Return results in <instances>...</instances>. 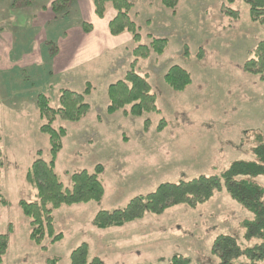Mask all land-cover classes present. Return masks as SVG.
Here are the masks:
<instances>
[{"label":"rangeland","instance_id":"1","mask_svg":"<svg viewBox=\"0 0 264 264\" xmlns=\"http://www.w3.org/2000/svg\"><path fill=\"white\" fill-rule=\"evenodd\" d=\"M130 1L140 44L149 45L152 36L167 38L162 55L152 52L148 58L136 59L133 50L138 43L128 32H109L113 39L108 44L101 32L90 37L72 31L71 39H65L60 27L56 32L66 43L67 60L66 55L51 53L54 45L60 47L59 38L48 23L40 25L38 15L29 9L34 5L20 7L12 5L13 0H0V146L5 163L0 188L8 200L7 206L0 204V234L9 233L10 239L2 264H48L54 257L60 259L57 264H70L72 251L84 242L89 245V262L97 257L102 264H139L182 254L189 264H218L211 248L219 234L234 235L244 246L256 242L244 238L243 223L250 213L225 189L196 207L176 205L122 227L94 226L99 210L124 207L134 196L152 192L164 182L220 175L235 160L256 159L254 147L264 143V80L244 70L253 49L264 39V25L252 21L249 4L245 0H179L173 12L161 0ZM51 2L44 0L39 7L50 8ZM229 7L239 11L237 18L225 13ZM106 8L103 18L109 15V28L117 13L111 4ZM72 17V28L81 20L94 29L92 17L84 20L77 12ZM93 29L83 30L91 34ZM44 36L47 42L42 43ZM101 43L118 47L105 48L94 57ZM35 56L36 65L29 64ZM57 58L62 65L69 66L72 59L80 66L62 74L54 66ZM133 62L136 71L148 77L158 111L141 116L123 111L110 114L108 87L122 79ZM173 65L192 75V83L183 91L165 81ZM87 86L91 87L89 112L80 121H55L56 128L67 130L56 171L70 188L74 172L94 171L102 164L106 193L100 201L55 210L56 231L64 237L56 243L47 238L43 250L31 241L29 220L19 205L21 199H37L25 176L38 150L50 159V141L40 131L43 121L35 99L42 92L57 108L62 88L82 92ZM248 179L264 188V176Z\"/></svg>","mask_w":264,"mask_h":264},{"label":"trees","instance_id":"2","mask_svg":"<svg viewBox=\"0 0 264 264\" xmlns=\"http://www.w3.org/2000/svg\"><path fill=\"white\" fill-rule=\"evenodd\" d=\"M35 0H13L12 5L30 7ZM79 0H52L51 11L55 19H68L74 13V7ZM97 17L103 18L106 7L111 4L116 16L109 23V32L120 35L128 32L138 46L133 50L136 59L148 58L152 52L162 55L168 47L167 38L152 36L149 45L140 44L141 34L136 22L131 17L133 3L130 0H91ZM163 5L173 12L176 11L179 0H161ZM233 1V0H230ZM250 7L252 21L264 25V0H245ZM225 13L237 18L239 11L226 8ZM86 32L93 29L92 24L82 22ZM54 55L58 46L50 48ZM251 58L244 64V70L259 76L264 80V39L255 49ZM132 68L122 79L108 87L110 114L123 111L125 115L141 116L146 112H157L156 95L146 75H142ZM165 81L176 91L185 90L192 83L191 73L180 65H173L165 74ZM91 90L78 92L70 88L60 90V106L53 107L50 98L44 93H38L35 99L39 117L43 121L40 131L49 137L50 159L42 157L38 150V157L32 162L26 172L27 182L36 191L37 199L28 201L21 199L19 205L29 220L31 227L30 239L37 246L46 250L44 241L48 238L52 243L63 239L62 232L57 233L55 210L62 206H72L91 201H100L106 193L101 179L104 171L102 164L96 165L94 171L82 169L71 175L72 185L65 187L56 171V160L61 152L67 135L63 126L55 127L58 119L65 121H80L90 110L87 95ZM254 160H235L220 175H199L190 180L161 183L154 191L134 196L120 208L99 210L93 219L98 229L122 227L127 223L143 218L147 213L162 214L167 209L181 204L196 207L209 201L218 191L225 189L230 198L241 205L251 215L244 225V238L256 239V242L244 246L239 239L231 234H219L213 241L211 251L218 259V264H264V188L248 177L264 176V143L254 147ZM5 163L4 154L0 146V183ZM0 204L7 206L8 200L1 193ZM12 232V225L9 228ZM9 233L0 234V264L4 262L9 248ZM89 245L84 242L75 248L70 255V264H102L95 257L88 261ZM60 259H49L48 264H57ZM139 264H189V258L182 254H174L168 260Z\"/></svg>","mask_w":264,"mask_h":264},{"label":"crops","instance_id":"3","mask_svg":"<svg viewBox=\"0 0 264 264\" xmlns=\"http://www.w3.org/2000/svg\"><path fill=\"white\" fill-rule=\"evenodd\" d=\"M44 1V0H43ZM42 0H39L38 1V4H32V5H34V7L35 8H29L30 10H31V12L32 13H34V14H36V15H38V17L40 18L39 19V23H40V25H43V24H45V25H47V23L51 26L50 27V30L51 31H55L56 32V30H59V28L61 27V30H64L65 32H64V34H66V36H65V39H67V38H69V39H71V37H72V31H77V33L79 34V35H85V36H90V35H92L93 33H95L92 37H95V36H97L100 32H101V37L102 36H104V39H105V41L108 43V44H110V42L109 41H111L110 39H113L111 36H110V33H109V28H108V21H107V18L109 17V15H107L105 18H103V19H100L99 17H97L96 16V14L94 13V7L92 6V2H91V0H81L78 4H77V9H76V11L74 10V13L76 14V12H77V14L78 15H80L81 16V18H83L84 20L87 18L88 19V17H92L93 19L92 20H94L95 22L93 23L94 24V29H93V32L91 33V34H85L84 33V30H83V28L80 26L81 25V20H80V22H78V23H74V24H76V28H72V26H74V25H72L73 23H72V16L74 15V13L73 14H71V16L68 18V19H66V20H63V19H61V20H56L55 19V16H54V14H53V12L51 11V9L50 8H47L46 6H44V7H39V4L40 3H42L43 2ZM40 8H44V9H40ZM75 9V8H74ZM38 11V13H37V11ZM8 11H10V8H9V10ZM41 13H47V15H41ZM37 21V20H36ZM56 21H59V22H57V23H55ZM60 21H64L65 22V24L66 25H64V23H60ZM107 21V22H106ZM36 23V22H35ZM36 24H38V23H36ZM97 30H99L98 32H97ZM82 32H83V34H82ZM56 35L58 36V38H59V45H60V47L58 46V49H59V51L57 52L58 53V55L59 54H62V55H66L65 57L67 58V60L69 59L68 57V51H67V49L65 48L66 47V43H64V38H62L61 37V33H58V31L56 32ZM56 36V37H57ZM47 37L48 36H44V38H43V40H41V42L42 43H44V42H47ZM91 37V36H90ZM83 40V39H82ZM109 40V41H108ZM67 41V40H66ZM67 44H68V42H67ZM116 44V43H115ZM102 45V43L100 44V48H98V46H97V48L98 49H100V51H96L95 52V54H93V56L95 57L96 55H98V53L100 54V53H102L103 52V50H105V48H108V49H114V48H117L118 47V44H116V45H114L113 47H104V46H101ZM6 48H9V46L8 45H6L5 46ZM37 50H39V49H36V51ZM31 54H33V51H31V52H29V53H25V54H23L24 55V58H22V59H25V58H27V57H29V56H31ZM57 57V56H56ZM56 57H54V59H56ZM63 58V57H62ZM58 60L57 61H55L54 62V66H55V68H56V70L58 71V72H61L62 74H64V72H66V71H69V70H74L75 68H78V66H80V63L79 64H77V63H74L73 61H72V59L69 61V66H67V65H62V63L59 61V58H57ZM65 59V58H64ZM16 60H17V58H16ZM10 61V60H9ZM26 61L28 62V60L26 59ZM36 56H35V60L33 61V62H28L29 64H31V65H36L35 63H36ZM61 63L60 65L58 64L59 62ZM73 62V63H72ZM11 63V62H10ZM15 63H18V61H16ZM8 64H9V62H8ZM12 64V63H11ZM24 66V65H23ZM10 67V66H9Z\"/></svg>","mask_w":264,"mask_h":264}]
</instances>
